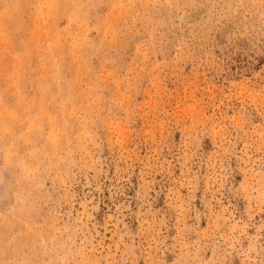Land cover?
I'll return each mask as SVG.
<instances>
[{"label":"rangeland","instance_id":"1","mask_svg":"<svg viewBox=\"0 0 264 264\" xmlns=\"http://www.w3.org/2000/svg\"><path fill=\"white\" fill-rule=\"evenodd\" d=\"M0 264H264V0H0Z\"/></svg>","mask_w":264,"mask_h":264}]
</instances>
